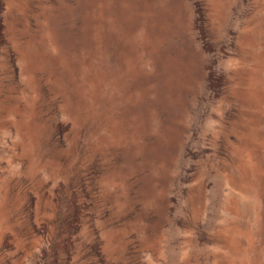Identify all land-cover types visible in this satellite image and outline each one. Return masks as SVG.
Here are the masks:
<instances>
[{
    "label": "rangeland",
    "instance_id": "374dc122",
    "mask_svg": "<svg viewBox=\"0 0 264 264\" xmlns=\"http://www.w3.org/2000/svg\"><path fill=\"white\" fill-rule=\"evenodd\" d=\"M0 264H264V0H0Z\"/></svg>",
    "mask_w": 264,
    "mask_h": 264
}]
</instances>
